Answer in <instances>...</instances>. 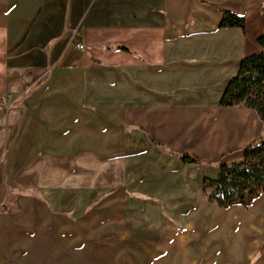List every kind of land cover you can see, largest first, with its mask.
<instances>
[{"label":"crops","instance_id":"obj_1","mask_svg":"<svg viewBox=\"0 0 264 264\" xmlns=\"http://www.w3.org/2000/svg\"><path fill=\"white\" fill-rule=\"evenodd\" d=\"M261 36L264 0H0V264H264V194L201 202L264 130L219 106Z\"/></svg>","mask_w":264,"mask_h":264},{"label":"trees","instance_id":"obj_2","mask_svg":"<svg viewBox=\"0 0 264 264\" xmlns=\"http://www.w3.org/2000/svg\"><path fill=\"white\" fill-rule=\"evenodd\" d=\"M220 28L244 30L245 20L233 13L223 11ZM264 50V36L257 39ZM119 50L127 51L123 47ZM221 108L243 107L254 111L264 122V53L244 57L237 74L228 82L220 98ZM150 141L159 145L148 135ZM242 160L229 164L218 163L216 179H205L203 194L207 202L227 209L233 206H250L264 194V133L242 150ZM185 164L199 161L185 154H174Z\"/></svg>","mask_w":264,"mask_h":264},{"label":"rangeland","instance_id":"obj_3","mask_svg":"<svg viewBox=\"0 0 264 264\" xmlns=\"http://www.w3.org/2000/svg\"><path fill=\"white\" fill-rule=\"evenodd\" d=\"M82 52L83 51H80V53ZM127 114L132 115L130 116L131 118L127 119V121H129L130 123H133L134 122L133 110L127 111ZM148 116L149 114L144 115L141 121L148 120ZM263 127H264V122H263ZM263 133H264V130L260 132V134H263ZM126 146H127V149H131L130 151L127 150L126 152L127 156H129L132 153H135L136 151H138L139 153H143V154H149L148 152L149 143L140 134L136 135L133 132L132 133L127 132ZM129 160H131L129 163L133 167L132 175L137 174V176H139L140 178L142 177L146 178V177H149L150 175L161 176L163 172H167V171H171L172 175H176L175 172L177 170V165L169 160L165 161L162 159H153V158H149L148 156H146L145 159L133 160L131 158ZM201 202L208 203L205 200L204 196H202ZM157 207L159 208L160 205L157 204Z\"/></svg>","mask_w":264,"mask_h":264},{"label":"built area","instance_id":"obj_4","mask_svg":"<svg viewBox=\"0 0 264 264\" xmlns=\"http://www.w3.org/2000/svg\"><path fill=\"white\" fill-rule=\"evenodd\" d=\"M79 49H81L82 47L80 45L77 46Z\"/></svg>","mask_w":264,"mask_h":264}]
</instances>
